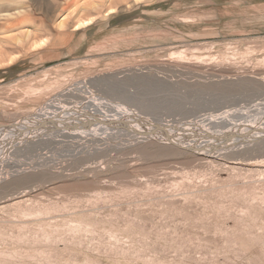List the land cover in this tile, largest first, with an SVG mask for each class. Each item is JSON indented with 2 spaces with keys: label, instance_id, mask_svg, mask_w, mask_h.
<instances>
[{
  "label": "rangeland",
  "instance_id": "1",
  "mask_svg": "<svg viewBox=\"0 0 264 264\" xmlns=\"http://www.w3.org/2000/svg\"><path fill=\"white\" fill-rule=\"evenodd\" d=\"M55 98L191 143L111 123L10 148L0 264H264V132H225L264 120V0H0V128Z\"/></svg>",
  "mask_w": 264,
  "mask_h": 264
},
{
  "label": "bare ground",
  "instance_id": "2",
  "mask_svg": "<svg viewBox=\"0 0 264 264\" xmlns=\"http://www.w3.org/2000/svg\"><path fill=\"white\" fill-rule=\"evenodd\" d=\"M90 23L91 22L89 20L83 21V22L75 25L74 29H79L81 27L88 26ZM92 99H93V96H92ZM57 100L58 99L55 98V100H53L52 103H46V104L42 105L40 108H38L36 111L32 112V114L30 113L31 116H29L30 115L29 114V115L23 117L22 121H19V125H16V126L13 125V126L5 127V128L4 127L0 128L1 129L0 130L1 131L0 132V150H1L0 151V153H1L0 154V160L3 158L2 155L6 154V152L10 148H12V147L19 148V146L21 144H26L27 142L31 141V139L33 140L35 138L36 140H40L43 137H46V138L50 137L48 140L51 141L50 139H54L53 136L60 137L61 135H64V134L65 135L72 134L71 136H79V135H82V136L85 135L86 136L87 132H91V130H95L96 128L99 127L98 125L106 126V125H110L111 123H112V125L113 124L118 125V123H119L120 125H122L124 127L131 126V129L133 131H136V132L140 130L139 128H142L141 130L143 132H145V130H150V131L154 132L160 139H162L165 142H168L174 146H179V144L180 145L181 144H183V145L187 144L188 146H190L191 141L182 142L181 139H183V137H185V136H183L181 138L176 133L174 134L173 131H171L167 128L156 127V126L152 127L154 125L146 124L147 122L143 123L140 121L141 119L134 112H132V110L131 111L126 110L125 112H121L120 114H118L116 116H112V117L110 116L109 118H107V116H109V115L104 116V114L102 113L104 111L103 109L105 107V105L103 104L104 100L103 101L96 100V101H98L97 105L95 106L97 108V111L94 110L96 112H94L92 110L85 109V108L83 109L80 106L81 108H79V110L72 109V110H74V112H72V113L70 110L71 107L60 108V107L56 106L57 104H59V101H57ZM86 104H88V103H86ZM72 108H76V106H73ZM109 109L111 112V106ZM116 110L119 111V109H116ZM89 111H92V112L89 113ZM114 112H115V108H114ZM107 113H109V112L107 111L106 114ZM112 113H109V114H112ZM249 120H250V118H249ZM263 121L264 120L260 121L261 122L260 124L258 121L257 122L254 121L253 123H251L249 121L250 122L249 124L244 122V123H246V125H241V126H234L233 125V126L228 127L225 130V132L229 136L228 138L234 137V139H236L237 141H241L244 143L248 140H253L255 137L261 136V134L264 132V122ZM257 123H258V125H257ZM9 128H10V130H8ZM149 128H151V129H149ZM73 129H76V130H73ZM50 130H56V131L59 130V131H58V133H56V135H51V134H49V132H51ZM193 131H194V129H193ZM196 131H198V130H196ZM221 132H223V131H221ZM3 134H6V135H3ZM227 135H224V134L222 135L221 133H217L214 136L212 135V137H208L207 140H209L211 143L217 144V143H220V141H219V140H221L220 138L227 136ZM188 137L190 138V137H194V136H188ZM43 141H45V140H43ZM206 149H200L199 147L195 148L196 151H199L201 153L205 152ZM17 165L15 166V168L19 167Z\"/></svg>",
  "mask_w": 264,
  "mask_h": 264
}]
</instances>
